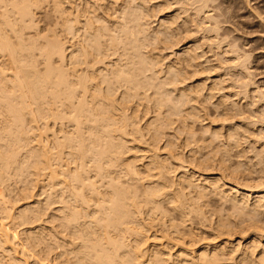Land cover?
<instances>
[{"label": "bare ground", "instance_id": "6f19581e", "mask_svg": "<svg viewBox=\"0 0 264 264\" xmlns=\"http://www.w3.org/2000/svg\"><path fill=\"white\" fill-rule=\"evenodd\" d=\"M149 1L0 0V117H5L0 121V131L2 127H9L5 131L15 127V133L23 129L26 114L41 123L37 129L31 126L25 130L29 137L30 133L39 137L38 130L54 131L50 147L26 151L24 169L21 160V167L10 166L19 158L15 154L22 151L18 149L25 132L2 138L8 141L0 142L4 143L0 144V169L6 172L12 168L14 180L28 172L34 185L44 176L48 194L41 207L62 205L58 209L61 216L53 215L61 231L49 233L53 240L49 244L59 249L54 257L57 264H264V245H259L264 236V176L253 185H246V180L245 185L226 180L244 179L251 173L245 169L248 172L241 171L240 175L229 164L231 151L241 139L235 123L224 135L217 129L220 125L212 128L208 123L204 130L200 128L208 132V138L207 133L193 134L196 120L207 121V112H203L219 81L205 78L209 67L203 66L204 52H197L201 48L199 39L188 41L191 44L178 54L171 52L186 44L183 42L193 33L205 37L214 34L208 42L217 37L219 22L209 24L216 19L209 15L211 0H163L157 10L148 7ZM38 10L44 15L37 22L34 18ZM159 12L162 18L151 29L149 19H156ZM229 47L228 52L234 54V69H240L247 88L244 79L249 74L248 66L240 59L237 46ZM1 74L11 75H7L11 79L3 76L12 80V85L5 84ZM213 106L215 111L221 109L215 117L220 115L228 122L243 114L237 104L229 105L219 96ZM148 114L152 119L141 125ZM168 130L173 132L171 138L166 137ZM130 138V142L133 138L147 145L150 155L141 157L145 161L135 157L121 164L124 155L133 150L126 145ZM214 139H218L217 144ZM162 141L163 148L158 147ZM181 147L188 148L187 155ZM161 149L166 150L164 155L156 151ZM261 151L257 149L256 156ZM186 164L193 165L191 172L186 171ZM215 166L219 171L216 177L202 178L205 173L201 171ZM6 174H0L4 175L0 184L9 180ZM210 197L229 202L232 214L224 217L214 216L216 210L210 213ZM30 207L17 214L23 224L37 220L41 213L42 208ZM208 228L211 234L206 237ZM150 229L155 231L151 239L159 243H148ZM249 231L254 237L243 245L240 241ZM40 234L27 233L21 244L15 230L1 223L0 264H28L33 252L31 242L41 245L49 240ZM233 235L241 238L235 245L228 238L220 239ZM126 236L132 237L129 245ZM210 237L220 239L219 243L204 244L212 240Z\"/></svg>", "mask_w": 264, "mask_h": 264}, {"label": "rangeland", "instance_id": "374dc122", "mask_svg": "<svg viewBox=\"0 0 264 264\" xmlns=\"http://www.w3.org/2000/svg\"><path fill=\"white\" fill-rule=\"evenodd\" d=\"M161 1H163V0H155V1L151 0V1L148 2V7L151 8V6H152L153 8H155L157 10V5ZM43 6H45V4H43ZM208 6L210 7V9H212V12L210 11L209 15L213 16V18L216 17V19L214 18L213 20H211L209 22V24L213 25L215 23L214 20L217 21V23L219 22L218 23L219 30H218L217 37L214 40H210L211 42L210 41L208 42L207 38L208 37H212L210 39H213L214 36H212V35H214V34H209L207 37H205L202 34L200 35L199 33L198 34L193 33L192 36L189 35L191 37H189L188 40L183 42V43H186V44H183V46L181 45V46H177L176 48H173V51H171V52H173V53L178 52L179 53L181 51V49H183L184 46H189L192 43V41L197 40V39L200 40V41L197 40V41L200 42L199 44L201 45V48L198 49L197 52L198 51L199 52H201V51L204 52L205 55H204V57H202V60H204L203 66L207 67V68L209 67L208 70H207V76H205V78L210 77L211 80H217L219 82H218V84L215 85L216 89L214 90V96H213L214 99L212 98L211 99L212 101L210 100L212 102V104L209 101L210 104H208V108L206 110H204V112H203V113H205V111L207 112V113H205L207 115L206 116L207 121L204 120L203 118H201V120H198V121L196 120L193 134H194V136L196 135V137H197L199 135V132H200L201 135H206V133H207L205 138H208V132H204V131L201 130V129L204 130L205 125H207V123H208L209 125H207V126H210V127L213 126L212 128H215L216 126L220 125L218 128L217 127L216 128L218 130L220 128L221 133L224 135L226 133L225 130L229 129L228 127L235 123L234 124V128H236L237 136L240 137L241 139L239 138L240 139L239 140V146L233 148L232 151H231V160H230L231 162L229 164H230L231 168L233 167L232 169H234V170L237 169L238 171H236V170L235 171L239 172L240 175H242L241 171H242V173H243V171H244V173H247L248 171L251 170L250 171L251 173H250V175L244 176V179H242L241 178L242 176H240L239 177L240 180H239V178H237V179L235 178L234 179V178H230V177H226V180L228 179V180H231L232 182H238V184L243 183L241 185H245V184L246 185H250V183L252 182L251 184L253 185L255 182H257L255 180H258V177L264 176V144H263L264 143V116H263V113H264V0H211V4H210V2H208ZM216 6H217V8H216ZM175 7H177V6H175ZM42 11L38 10L37 11L38 13L36 12V17L34 19L37 20V22L41 21L43 19L42 15H44V14H43ZM170 11L171 10H169L168 13H171ZM41 12H42V14H41ZM160 13L161 12L157 13L156 19L155 18H152V20L149 19V24L151 25V26L150 25L149 26L151 27V29H155L156 28L155 25L157 24V22H156L157 19L160 20L162 18L161 15L163 13L161 15H160ZM220 13H222V14H220ZM218 16H219V18H218ZM220 16H221V18H220ZM37 17L39 19H37ZM151 22L153 23V25H152ZM41 24L43 25V22H40V24H38V25L41 26ZM34 25L36 27V24H34ZM204 39H205V41H204ZM188 41H190L191 43L188 42ZM229 46H231V47L232 46H237V53L241 57L240 59H244L243 60V64H244L245 67L248 66L247 68L249 69V74L247 76V79L246 78L244 79L245 80V85L248 84L247 88H246V86L244 87V85H243L244 81H243V77H242V75L240 73L241 72L240 69L239 68L234 69L235 68L234 64H236V63H235V61H233L234 60L233 59L234 58V54L231 53V52H228L229 48H230ZM217 51H218V53H217ZM167 52L165 51L163 53H165L164 55L169 56L171 54L170 50L168 52L169 55H168ZM178 53H176V54H178ZM214 54H215V56H214ZM243 55H244V57H243ZM245 56H247V57H245ZM246 58H247V60H246ZM166 61H168V59ZM216 61H218V62H216ZM244 61H247L248 63L244 62ZM216 63H218V64H216ZM208 64H209V66H208ZM211 69H212V71H211ZM4 71H7V70H4ZM238 71H240V72L238 73ZM5 73H7V72H5ZM10 73L12 75L13 72H10ZM8 74H3V75L7 77ZM209 74H212V75L209 76ZM11 75H8V76H11ZM7 78H5V82L4 83L5 84L7 83L8 86L12 85V83H11L12 80H10V81L8 80V79H11V78H8V79ZM7 81H9L10 83H8ZM240 87H241V89H240ZM217 90H219V91H217ZM215 94H216V96H215ZM218 96H219V98H224L225 100H227V103L229 105L237 104V106L239 107V110H241V113H243V114H241V117H239L240 115H238V117H236V118L234 117L233 118L234 120L231 119L232 122H228L229 120L226 121V120H224V118H220L221 117L220 115L219 116L217 115L220 119H223L220 122L218 120L219 118L215 117L216 116L215 113L219 114L221 109H219V110L217 109L218 111H215V108L213 106L216 103ZM213 108H214V110H213ZM26 112H28V111H26ZM210 115H212L211 116L212 119H210ZM1 117H0V121H2V120L4 121L5 117L4 116H1ZM149 117L151 118L152 114H150V116H149V114L146 115V117L141 121V125L144 124L143 123L144 121L150 120ZM213 118H214V120H213ZM33 120L34 119H33L31 114H29V117L26 114L25 117H24V122L22 121L23 127L22 126L21 127L23 129H19V130L16 129L17 131L22 130V131L25 132L24 135H26V137H23L24 136L23 132L21 134V135H23L22 137H21V135H19L21 137V139H23V142H22L23 144L21 143L22 144L21 147L24 146V148L22 149L20 147L21 148L20 149L18 147L19 148L18 150H22V151H19V154L17 153L18 151L16 149L15 152L17 153L18 156H16V154H15V158L16 157H19V158H17L18 160H17L16 164L13 163V162H10V163H13L14 166L13 165L10 166L11 164H8V167L10 166V167L14 168V167H16L15 165L18 166V164H19L20 167H21V165L23 166V164L25 165V163H27V162H23V161H25V160L27 161L25 156H27L26 154H28V152H31V150H29V149H33L34 147H36V148H34L36 150V149L39 148V146L42 147V146H45V145L46 146L49 145V147H50V145H52L50 143H51V141L53 139L54 131L51 130V129H49L48 131H45L44 133H43V131L41 132L40 130H38L39 132H37L36 134H38V135L40 134L39 137H36V136L34 137V134L32 135V133H30V137L28 136L29 133H26V132L29 129H32L31 126L34 129H37L40 126V124H41V123H38V122H33ZM210 120H212L214 122V123L212 122L214 125L211 123ZM201 121H204V122H202L203 124L200 126ZM216 122H218V123H216ZM226 122H228V123H226ZM261 123H263V124H261ZM236 124L239 125V126L236 127L235 126ZM242 124H244V125H242ZM245 125H247V126H245ZM224 127H226V128H224ZM246 127H247V129H246ZM2 128L8 129L9 127H2ZM14 128L12 127V129L10 128L8 131L7 130L5 131L3 129V132H1L2 130L0 129L1 130L0 134L2 135V137H0L1 138L0 142L4 141L5 144H6V141H8V140H3L2 138L5 137V139H9V138L12 137L10 134H13V135L15 134L16 135L17 131L15 133V130H13ZM25 130H27V131H25ZM197 130H198V132H197ZM238 130H240L241 133ZM34 131L36 132V130H34ZM7 132H9V133H7ZM10 132H12V133H10ZM202 132H203V134H202ZM261 132H263V133H261ZM196 133H198V134H196ZM246 133L249 136L248 135L247 136H242V134L246 135ZM19 134H20V132H19ZM166 134H167L166 137H169V138H171L173 136V132L171 130L170 131L169 130L166 131ZM17 136H18V134H17ZM183 136L184 135L181 134V137H183ZM24 139H25V143H24ZM26 140H28V141H26ZM46 140H47V142H46ZM164 140H165V138H164ZM130 141H131V138L127 142L126 145H128V147H130V148H133V150L131 149L130 152H128L126 155H124L121 164H126V163H129V162H132L133 158H135V157H139L138 160L141 159L142 161H145V159H142L141 157L150 155L149 154L150 152H147L148 146L145 145L144 143H139L138 140H136V141L133 140V138H132V142H130ZM245 141L247 142V144H246ZM217 142H218V139H214V144L215 143L217 144ZM45 143H47V144H45ZM163 143H164V141L160 142L158 147L163 148ZM0 144H4V143H0ZM257 146H259L260 148L257 147ZM256 147H257L258 150H262L261 153L259 154L260 156H256V152H257ZM236 149L238 151H236ZM181 150H183V147H181ZM26 151H28V152H26ZM156 151H158V155H164L166 153V150H164V149H161L160 151L159 150H156ZM186 151H188V148H185L181 152L184 153V155L185 154L187 155ZM208 151H210V149ZM52 152L55 153L56 150H51L50 153H52ZM72 153H73V151H72ZM156 154H157V152H156ZM240 156H241V159H240ZM66 159L68 161V158H66ZM20 160L21 161L23 160L21 165H20V163H21ZM258 161H260V162H258ZM186 165H185L186 168H187L186 171L191 172L192 169H193V165L192 166L190 164H186ZM24 167L25 166H23V169H24ZM69 167L73 168L74 165L70 164ZM10 169L8 168L6 170V172L8 174H6V172H2L3 170L1 171V169H0V171H1L0 174H2V173L4 174L5 173L6 175H8V176H6V175L5 176L9 178V180L6 179V177L3 178V180L6 179L5 180L6 182L5 181H1V184H0V197H1L0 198V201H1L0 202V204H1L0 205V207H1L0 208L1 209V211H0V213H1L0 214V220L3 219L6 216H7V218L10 216L9 219L5 218L7 220L6 222H5V219H3L2 220L3 222L1 221L0 224L3 223V225L10 226V228L13 230V232L15 230V234L16 235L18 234L16 236V239L19 240L20 243H21V241H22V243L25 242L23 240H24V238L25 239L27 238L26 234L29 233V232H30V234L34 233V232L41 233L40 235H43V236L45 235L44 236L45 239H49V233L51 234L54 231L55 232H60L61 228L56 227V226L59 225V223H58V220L56 218H54V216H56V217L61 216V213L59 212L58 209L60 207H62V205L60 203L59 204L58 203H51L52 205H47L48 208L41 207V206H45L46 199H44V198H47L46 195L48 194L47 182L45 181L46 179L44 178V176H43V178L41 176L42 179L40 178L43 181H40V183L39 182H35V185H34V183L31 182L32 181V179H31L32 176L28 172L25 173L24 175H22V177L20 176L19 179L17 178L18 181H17V179H15L16 180L15 181L14 180V178H15L14 170L12 168H10ZM245 169L248 170V171H245ZM210 170L206 171L207 174H206V172H202L201 171L202 174L205 173L204 175H202V178L216 177L218 175V172H219L218 171V167H216V166L213 167V170H211V172H210ZM181 171H183V170L180 169L179 172H181ZM42 173L44 174L45 172H42ZM9 175H11V177ZM0 176H4V175H0ZM12 177H14V178H12ZM247 177H248V181L246 179ZM245 180H246L247 183L245 182V184H244ZM241 181H243V182H241ZM22 187H23L24 190L22 189ZM239 191L241 192V189H239ZM253 194L254 193H252V195ZM252 197L254 198L255 195H253ZM4 204H6V205H4ZM229 204H230L229 202L225 203L224 200H220V199H218V197H210L208 210H209L210 213L215 212V210H216V214L212 213L214 216H217V215L223 216V214H224L225 215L224 217H227L230 214H232V209H230L231 208V204L230 205ZM263 204H264V202H263ZM30 206L34 207V208H37V207L38 208H42L41 211H40L41 213L39 214L37 220L33 219V220H31L32 222L29 221V222L23 224V223L20 222L21 219L20 220L18 219L19 216L17 214H18V212L20 210L23 211V209H25L26 207L29 208ZM217 210L220 211V212H218ZM226 210H228V211H226ZM98 216H100V214H98ZM214 216L213 217L211 216V218L213 220L216 218V217L214 218ZM261 217L264 219V215L261 216ZM230 219H233V218L230 216ZM234 220H235L234 223L237 221L236 223H238V225H240V223H239V221L237 219H234ZM232 222H233V220H232ZM57 223H58V225H57ZM212 223H213V221H211V225H212ZM208 224H210V223H208ZM54 226H55V228H57L56 229L57 231L55 230V228H53ZM154 230H155V228H154ZM154 230L150 229V231L147 232V237H150V235H152L155 232ZM208 230H210V232ZM208 230H207L208 231L207 232L208 235L206 237L210 236V234H211V229L208 228ZM252 232L249 231V233L244 234V236H245L244 239L240 241L243 245H245L247 241L249 242V240H251L254 237ZM198 233H200V231ZM54 235L56 237L58 236L57 233L54 234ZM240 235H242V234H240ZM246 235H248V236H246ZM262 235H264V233H262ZM126 237L128 238V240H127V242L126 241L125 242H126L127 245H129L130 242H131L130 239L132 237L131 236H126ZM224 237H226V238H220V239L221 240L222 239L225 240V239L228 238L227 239L228 242L231 241V242L234 243V244L232 243L231 245H235L237 243V240L241 239V238H238V237H240L239 235L238 236H234L233 235L231 237L224 236ZM210 239H212V237H210ZM220 239L219 240L215 239L216 242H215L214 239H212L213 241L209 240V243H208V241H207L208 238H207V240L205 239L207 242L204 243V244H211L212 245L214 243V245H215V243L216 244H217V242L219 243ZM50 240L51 239L47 240V243L46 242L44 243L45 244L44 248H43V246H44L43 243H41V245L43 244L41 246V245H39L40 243H34L33 241L31 242L32 243L31 244L32 248L34 250L32 249V251H33L31 253L32 257H31V259H28V261H27L28 264H31L32 261L34 262L33 264H36V263L37 264H57V262H54V257L56 255V253L59 252V249H53L54 247L52 248L51 245L49 244V243H53V240H51V241ZM148 241H149L148 243H151V244L153 242H154L153 244H155L156 243L155 241H157V243H159L158 240H153V239H151V237H150V239ZM259 241H260V244L258 243L259 245H262V243L264 245V236H261V239ZM201 242L202 243H200V244L203 245V241H201ZM258 248L260 249V246H258ZM258 248H257V250H259ZM19 250H20V248L16 249L17 254L19 253L18 257L22 259L23 257H21V251H19ZM51 250H53V252ZM59 260H58V263H60L62 259L60 261Z\"/></svg>", "mask_w": 264, "mask_h": 264}]
</instances>
